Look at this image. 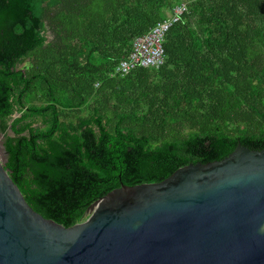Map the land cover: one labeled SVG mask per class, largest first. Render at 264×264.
<instances>
[{"label": "trees", "instance_id": "1", "mask_svg": "<svg viewBox=\"0 0 264 264\" xmlns=\"http://www.w3.org/2000/svg\"><path fill=\"white\" fill-rule=\"evenodd\" d=\"M184 3L166 64L115 76ZM0 134L28 204L66 228L123 186L264 151V0H0Z\"/></svg>", "mask_w": 264, "mask_h": 264}, {"label": "water", "instance_id": "2", "mask_svg": "<svg viewBox=\"0 0 264 264\" xmlns=\"http://www.w3.org/2000/svg\"><path fill=\"white\" fill-rule=\"evenodd\" d=\"M4 139L0 264H264V151L240 144L221 162L123 186L66 228L28 204L7 169Z\"/></svg>", "mask_w": 264, "mask_h": 264}, {"label": "built area", "instance_id": "3", "mask_svg": "<svg viewBox=\"0 0 264 264\" xmlns=\"http://www.w3.org/2000/svg\"><path fill=\"white\" fill-rule=\"evenodd\" d=\"M189 13L187 3L178 5L168 19L160 22L148 34L135 40L133 51L115 71V76L126 77L139 68L159 70L166 64L165 43L171 29Z\"/></svg>", "mask_w": 264, "mask_h": 264}, {"label": "rangeland", "instance_id": "4", "mask_svg": "<svg viewBox=\"0 0 264 264\" xmlns=\"http://www.w3.org/2000/svg\"><path fill=\"white\" fill-rule=\"evenodd\" d=\"M48 40H49V42H53L54 40H55V36H54V34H53V32L52 31H49L48 32ZM26 66V64L25 65H23L22 67H25ZM3 142V141H2ZM88 218V217H87Z\"/></svg>", "mask_w": 264, "mask_h": 264}]
</instances>
